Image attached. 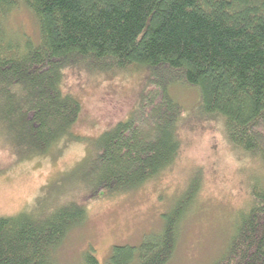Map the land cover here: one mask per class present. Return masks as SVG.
I'll list each match as a JSON object with an SVG mask.
<instances>
[{"label": "trees", "instance_id": "obj_1", "mask_svg": "<svg viewBox=\"0 0 264 264\" xmlns=\"http://www.w3.org/2000/svg\"><path fill=\"white\" fill-rule=\"evenodd\" d=\"M20 8L34 18L36 41L11 28ZM78 64L150 73L135 111L96 138L83 166L88 197L136 190L174 163L183 108L168 89L177 83L196 89L201 112L221 118L229 143L264 165V0H0V145L17 160L71 137L81 107L62 84ZM198 183L163 214L158 234L112 247L106 264H166ZM250 194L215 264H264V178L252 180ZM73 197L0 218V264H56V250L86 218ZM83 264L99 262L89 251Z\"/></svg>", "mask_w": 264, "mask_h": 264}, {"label": "rangeland", "instance_id": "obj_2", "mask_svg": "<svg viewBox=\"0 0 264 264\" xmlns=\"http://www.w3.org/2000/svg\"><path fill=\"white\" fill-rule=\"evenodd\" d=\"M10 24L36 41V24L26 9L16 10ZM149 78L145 69L123 72L99 71L86 64L68 67L62 88L81 107L71 137L47 154L25 160H17L0 145V218L47 211L69 193L86 208L84 221L56 250V264H83L89 251L99 264H106L112 247L139 246L161 231L163 214L182 198L194 177L199 181L196 197L187 205L175 250L166 264H215L241 213L249 208L250 184L264 178V165L233 147L222 119L203 114L199 92L181 83L168 89L183 108L177 124L180 149L174 163L136 190L112 197H104V193L93 199L87 196L81 185L83 166L95 152L96 138L130 117L150 88ZM1 132L5 134L0 128Z\"/></svg>", "mask_w": 264, "mask_h": 264}]
</instances>
